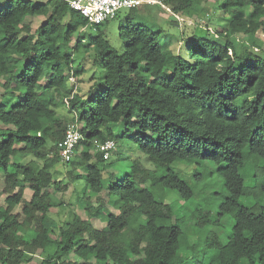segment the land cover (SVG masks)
I'll return each mask as SVG.
<instances>
[{
  "label": "trees",
  "instance_id": "obj_1",
  "mask_svg": "<svg viewBox=\"0 0 264 264\" xmlns=\"http://www.w3.org/2000/svg\"><path fill=\"white\" fill-rule=\"evenodd\" d=\"M163 1L173 13L196 18L205 0ZM214 2L230 14L227 25L211 34L206 24L207 31L186 36V49L178 52L161 48L162 26L132 22L134 8L118 29L125 42L120 53L103 22L89 24L64 0H7L0 7V264H27L36 255L38 264H187L179 244L183 221L165 198L174 193L184 201L199 191L170 166L178 161H208L215 166L208 177L214 172L220 180L214 214L205 202L189 217L197 234L204 233L209 259L201 264H264V53L254 50L256 32H264V0ZM35 16L42 21L32 29L28 18ZM87 25L97 33L86 40L81 29ZM239 33L248 40L240 48ZM74 54H80L77 65L88 57L99 67L85 93L69 80L84 70L75 67ZM60 105L74 113L69 121L56 110ZM69 122L83 138L63 162L57 142ZM118 134L157 169L134 160L113 177L109 157L93 148L108 139L116 148ZM244 146L257 158L247 160ZM26 155L32 157L22 162ZM58 163L80 181L75 203L85 216L74 210L63 220L52 215L58 206L52 191L67 188L54 175ZM247 168L248 179L241 173ZM193 176L197 185L206 179Z\"/></svg>",
  "mask_w": 264,
  "mask_h": 264
},
{
  "label": "rangeland",
  "instance_id": "obj_2",
  "mask_svg": "<svg viewBox=\"0 0 264 264\" xmlns=\"http://www.w3.org/2000/svg\"><path fill=\"white\" fill-rule=\"evenodd\" d=\"M32 1L36 2L38 0ZM6 2L7 0H0V7L5 6ZM196 6L199 7L198 4H195V6H193L190 10L194 11L196 9ZM199 8L200 9L196 10L198 13L196 18L191 19L190 16L181 14L184 18L189 17V19L179 22L169 11L161 8L158 5H151L146 8L138 7L132 10L131 21L143 25H155V27L162 26L163 29H161V31L159 32L161 34V48H164V46H166L176 51L177 49L185 50L187 46V42H185L187 40L186 36L189 37V35L192 33H205L208 29L207 27H205L206 24L209 25L208 32L210 31L211 34H214L216 33V28L226 26L229 18L231 17L230 14L221 12L216 7L214 0H205L203 5H200ZM204 8L206 9V12H204ZM128 12L129 10L127 8L121 9L118 12L117 16L106 20L100 25V28L105 33L109 44L120 53L124 50L125 42L119 37L118 29L120 25H126L125 16ZM28 20L31 22L32 29H34L35 27H37V25L40 24V22L42 21V17H29ZM211 30H213V32ZM81 31L82 33H85L86 40L94 37L97 33V31L90 25L85 26L81 29ZM214 37L215 39L220 40V42L224 41L223 38H219L217 36ZM74 41L75 38L73 37L71 40V44H74ZM234 41L237 44L238 48H240L243 44H248L247 36L243 35L242 33L235 34ZM255 41L259 44V47L258 49L255 48L254 50L256 53L262 55L264 53V32L261 29L256 32ZM79 57L80 54H74V58H76L75 67H77V69L82 67L84 70L80 73L78 78H76L75 86L77 88V91L85 93L91 86L93 77L96 76V74L98 75L99 67L91 66V60L88 57H85V60L77 65L78 60H80ZM101 87L102 86L99 84L98 91ZM56 110L60 113V115L65 117L67 121H69L70 118L74 115V113L71 112L66 105H60L56 108ZM118 136V144L105 162L108 164L111 163V167L107 171L112 173L113 177L120 178L121 176H123L124 173L128 171L129 165L134 160L140 161L141 164L147 168L155 170L157 169L158 164H156L154 160L150 159L144 153H141L138 150L137 146L132 141H129L130 139L126 135L124 136V134H118ZM242 152L246 156L247 160H253L254 158H257L253 154H249L247 146H244L242 148ZM31 157V155H26L22 158L21 161L26 162ZM207 162L208 161H205L203 164H195L188 163L186 161H178L170 165L171 167L180 170V172L188 180V182L199 191L198 194L184 201H182V199L178 200L177 196L174 193L168 194L165 198L166 202H171V204L173 205L175 216L182 218L183 223L181 225V228L183 230V233L179 237V244L180 251L187 256V264H201L202 262L206 263L209 259L208 253L203 246L204 233L197 234V228L194 227L189 219L191 211L195 206L205 207L206 202V204L208 203V206H206L205 210H210V213L213 215L216 205L222 200V197L217 198V195L214 194L216 191L220 190L219 177L214 172L208 177V170L210 168L213 169L215 166ZM67 169L68 167L65 166L64 163H58L53 169L56 179H61L64 184L67 183L66 190L62 191V189L61 191H52L51 193L52 201L58 205L53 207L51 213L58 220L67 218L71 210H74L76 213L85 216V211L83 209L84 206H79L75 203L76 194L77 192H80V181H77L78 179L76 181H72L71 179H69L66 173ZM81 170L78 169L77 171L81 172ZM195 171L197 173H200L203 178H206L200 181L198 185L195 182V176H193ZM241 173L246 175V179H248L249 177H251L252 171L247 168L242 169ZM101 196H103V194H101ZM24 198H29L28 191H25ZM90 199V201L95 204L94 202L96 200V197L92 195ZM251 200L252 199L248 198L245 200V203L248 205L251 203ZM60 202L63 203L59 204ZM85 203H87V201H85L84 204ZM179 205L184 206L182 210L179 209ZM108 209L116 211L115 208L109 203ZM95 221L98 223V220ZM98 224L101 225L100 223ZM102 224H104V222H102ZM222 226H224V228L223 230L220 229V236L223 238V241H225L228 237V230L225 229H228L230 227V224L226 220L225 222H223ZM189 244H194V247L192 249L190 248L191 252L187 254ZM40 260L41 257L36 255L27 264H38Z\"/></svg>",
  "mask_w": 264,
  "mask_h": 264
},
{
  "label": "built area",
  "instance_id": "obj_3",
  "mask_svg": "<svg viewBox=\"0 0 264 264\" xmlns=\"http://www.w3.org/2000/svg\"><path fill=\"white\" fill-rule=\"evenodd\" d=\"M73 10L80 12L86 21L91 25L100 24L114 16L124 8H136L141 6L158 5L169 11L176 20L181 22L184 19L173 13L163 0H64ZM71 83H75V77L71 72L69 76ZM67 102V100H65ZM83 138L77 123L69 122L66 125L63 137L57 142V150L60 159L67 162L72 159L75 148ZM115 142L111 139L105 141H95L93 150L101 152L104 158H108L115 148Z\"/></svg>",
  "mask_w": 264,
  "mask_h": 264
},
{
  "label": "crops",
  "instance_id": "obj_4",
  "mask_svg": "<svg viewBox=\"0 0 264 264\" xmlns=\"http://www.w3.org/2000/svg\"><path fill=\"white\" fill-rule=\"evenodd\" d=\"M179 15L184 19V21H185L186 19H187V20L189 19V17L184 18V17L182 16L183 14H182V15L179 14ZM191 19H192V18H191ZM191 19H190V20H191ZM191 21H192V20H191Z\"/></svg>",
  "mask_w": 264,
  "mask_h": 264
}]
</instances>
